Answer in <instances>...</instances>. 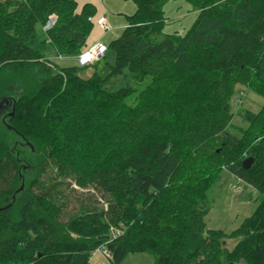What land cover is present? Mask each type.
Returning a JSON list of instances; mask_svg holds the SVG:
<instances>
[{"label": "trees", "instance_id": "1", "mask_svg": "<svg viewBox=\"0 0 264 264\" xmlns=\"http://www.w3.org/2000/svg\"><path fill=\"white\" fill-rule=\"evenodd\" d=\"M131 1L128 25L101 58L112 53L108 71L85 78L77 59L63 67L47 54L72 57L86 49L93 4L0 0V99H13L0 114V264H93L100 246L110 264L136 252L153 255V264H264V103L258 114L231 105L240 85L264 99V0H184L197 12L184 34L162 33L172 0ZM112 77L125 83L106 89ZM146 79L142 89L133 85ZM135 92L131 106L125 99ZM87 107L88 116L106 112L102 120L110 123L109 149L86 171L109 211L81 207L62 219V207L37 185L45 166L64 161L68 142L78 143L82 130L90 134L86 117L73 119L86 116ZM235 115L249 123L241 137L230 130ZM19 141L38 168L23 193V158L11 147ZM235 148L253 158L247 169L245 156H229ZM222 167L261 196L229 233L206 229L202 209L208 185L201 175L211 184ZM227 239L236 241L232 248Z\"/></svg>", "mask_w": 264, "mask_h": 264}, {"label": "rangeland", "instance_id": "2", "mask_svg": "<svg viewBox=\"0 0 264 264\" xmlns=\"http://www.w3.org/2000/svg\"><path fill=\"white\" fill-rule=\"evenodd\" d=\"M82 1L98 3L100 7L104 8V14L111 18V20L112 18L118 21L126 20V16L132 14L136 9L135 4L131 0H78V3ZM196 14L197 12L192 8V6L184 0H172L167 2L164 6V17L166 18V22L162 28V33L176 32L177 34H184L193 24ZM47 28V24H45L42 28L38 27L37 31L41 33ZM119 32L121 33L122 30L117 27H110L108 30L103 31L104 34L102 41L108 44L111 40L118 37V34H120ZM47 55L48 58L55 59V62L63 67L71 66L76 63L77 56H61L55 58L51 53H48ZM101 58L93 63H98V68H94L92 65L85 66V68H83L80 72L81 77H89L94 70H97L100 76H104L108 71V66L104 61L112 63L113 55L110 51H108L106 58L102 60ZM148 82L149 79H146L142 83H133V85H135V88L142 89L148 84ZM124 83L125 81H123L120 77H112L108 79L105 87L106 89L114 90ZM238 88L239 90L235 93L231 101L232 110L235 111L236 107L240 105L242 108L258 114L264 103V99L252 90H246L241 85L238 86ZM56 94L57 93H53V96ZM136 96L137 92L132 93L125 99V102L133 106L136 103ZM5 99L6 97L0 99V103L3 104ZM148 99L151 101L154 98ZM10 108L11 104L7 105V112L10 111ZM93 108L96 109L94 106ZM3 109L4 108L0 110V114L3 112ZM90 109L91 107L83 109L84 111L87 110L86 116L73 118L77 120H84V117H86L85 119L89 121L88 123L94 126L92 127L88 125V131L90 134H87L85 137V130H82L80 131L81 133L79 139H77V141H79L78 143L76 141L71 143L68 142L64 146L61 155L64 161H61V163L59 161H54V166H45L41 173L42 179L39 180L42 185L41 183L39 185L36 184L38 189H41L42 186L44 187L42 192L47 201L62 207V219H66L69 215L77 213L81 210V207H83L82 209H86V207H93L98 210H103V212L109 211L108 198L106 195H102L95 185L86 179V171L90 167L100 163V158L103 157L109 149L107 143L110 123L107 124L104 122L105 120H102V118L106 116V112H104V114L99 113L100 115L93 113L91 116H88L92 110ZM59 111L64 116H68L65 114L64 108ZM97 115L102 116L99 118ZM173 123L171 121L172 125ZM232 125L234 127L231 126V132L240 137L243 130L249 128V123L238 115L233 117ZM76 126L77 124L73 127V129ZM83 127L86 126L83 125ZM247 133L245 132L246 135ZM98 137L102 138L101 142L103 143L98 141ZM11 147H13L17 154L21 155L23 158L21 163L22 179L20 181V188H22L21 192L23 193L30 183L34 182V180L37 181L36 175L38 168L33 165L35 156L30 153L27 146L21 145L20 141L16 142ZM234 150L235 151H231V154L229 155L230 157L233 155L231 158L232 161L242 155L246 158L250 156L248 151H244L242 148H235ZM226 155V153H222L221 156L227 158ZM194 158H196V155L195 157L193 154L189 156L190 168H192V170H197V167H200L198 166L200 164L195 163ZM30 164L31 166L29 167ZM217 164H219V160L216 157V159L211 162V165L214 166ZM222 168L223 169H221L219 173L220 175L216 181L212 182L209 179L211 184L207 182V175H201L202 181L208 185L202 209L206 210V214L204 215L206 229L222 230L225 233H229L237 228L244 218L251 215L260 201L261 196L255 188L236 178L224 167ZM190 175L193 176L194 174L190 171ZM112 226L116 229L115 225ZM235 242V240L227 239V247L232 248ZM91 262L93 264H110L109 258L105 256V253L103 252L95 254V256L91 258ZM153 262V255L147 252H136L129 253L120 264H153Z\"/></svg>", "mask_w": 264, "mask_h": 264}, {"label": "built area", "instance_id": "3", "mask_svg": "<svg viewBox=\"0 0 264 264\" xmlns=\"http://www.w3.org/2000/svg\"><path fill=\"white\" fill-rule=\"evenodd\" d=\"M89 20L95 21L96 24L101 26L103 31H106L110 28L108 25L105 16H99L96 19L89 17ZM53 19H50L49 22L47 23V27L51 25V22ZM106 51V45L103 43H97L95 45H92L86 49H84L78 56H77V62L80 66H87L93 64L95 61L100 59ZM244 95V94H241ZM118 233V230H115V233ZM105 253V256H107L110 260V256L108 251L104 246H100L96 249H94L91 253V257L95 256L97 253Z\"/></svg>", "mask_w": 264, "mask_h": 264}, {"label": "crops", "instance_id": "4", "mask_svg": "<svg viewBox=\"0 0 264 264\" xmlns=\"http://www.w3.org/2000/svg\"><path fill=\"white\" fill-rule=\"evenodd\" d=\"M76 1L78 3V0H76ZM99 1H101V0H99ZM84 3H91V4H93L95 6V8H96V12L94 14V18H97L99 16H105L106 21L109 23V26L111 28L112 27H117V28L123 30L128 25L127 17H126V20H119L118 21V20H116L114 18H112V20H111V18L107 17L106 14H104V8L100 7L98 5V3H96V2L93 3V2H88V1H82V2L78 3V6L80 7ZM100 4L102 5L101 2H100ZM115 32H118V31H115ZM103 34L104 33H103V29L101 28V26H99L98 24L93 23V26L91 28V31H90L87 39H86L85 48H88V47H90L92 45H95L97 43H103V44L107 45L105 42L102 41ZM119 35L120 34H118V36Z\"/></svg>", "mask_w": 264, "mask_h": 264}, {"label": "flooded vegetation", "instance_id": "5", "mask_svg": "<svg viewBox=\"0 0 264 264\" xmlns=\"http://www.w3.org/2000/svg\"><path fill=\"white\" fill-rule=\"evenodd\" d=\"M7 99H8V100H7ZM7 99H5V100H4V103L0 105V110H1L2 108L5 109V110H4V109L2 110V111H3V112H1L2 115H5V114L8 113L7 110H6V109H7V105L13 103V101H12V100H13L12 97H9V98H7ZM11 101H12V102H11Z\"/></svg>", "mask_w": 264, "mask_h": 264}, {"label": "water", "instance_id": "6", "mask_svg": "<svg viewBox=\"0 0 264 264\" xmlns=\"http://www.w3.org/2000/svg\"><path fill=\"white\" fill-rule=\"evenodd\" d=\"M1 104V103H0ZM253 162V158L252 157H247L242 161V167L244 169H247Z\"/></svg>", "mask_w": 264, "mask_h": 264}]
</instances>
